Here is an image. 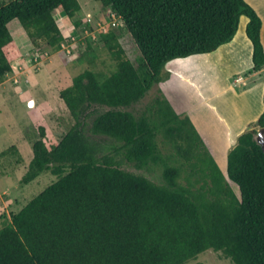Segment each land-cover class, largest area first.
I'll return each instance as SVG.
<instances>
[{"label":"trees","instance_id":"trees-1","mask_svg":"<svg viewBox=\"0 0 264 264\" xmlns=\"http://www.w3.org/2000/svg\"><path fill=\"white\" fill-rule=\"evenodd\" d=\"M93 1L120 19L141 61L134 65L109 29L99 40L114 70L86 69L59 91L72 125L52 145L39 128L20 183L43 173L56 180L2 221L0 264H185L206 250L232 264H264V153L255 140L264 111L236 138L224 174L160 88L140 112L125 110L169 78V62L231 42L241 16L252 44L243 76L264 74L260 18L244 0ZM80 9L78 0H0V83L22 59L11 21L37 52L58 51L65 38L55 14L72 21ZM7 156L22 162L15 145L0 161ZM124 163L159 167L161 183Z\"/></svg>","mask_w":264,"mask_h":264},{"label":"rangeland","instance_id":"rangeland-1","mask_svg":"<svg viewBox=\"0 0 264 264\" xmlns=\"http://www.w3.org/2000/svg\"><path fill=\"white\" fill-rule=\"evenodd\" d=\"M78 2L81 9L72 21L55 14L56 22L65 38L58 51L43 46L37 52L18 21L13 20L8 24L22 59L13 63L12 71L0 83V152L15 145L22 162L16 165L14 156H7L0 161V226L2 221L17 213L56 180L51 174L43 173L28 185L20 183L32 157V143L39 138V128L44 129V142L52 145L72 125L68 111L59 99V91L68 87L73 77L86 69L103 74L114 70V64L99 40L100 33L109 29L116 31L128 59L134 65L141 61L140 52L130 34L124 30L120 19L109 8H102L93 0ZM73 22H78L79 25L74 26ZM193 61L192 57L176 59L169 62L165 70L171 72L170 67L177 64L180 73L197 85L207 84L213 77L223 79L222 72L212 69L210 64L199 68H196L197 65L188 67ZM235 79L243 80V75L234 76L230 81ZM220 81L216 80L215 84H220ZM157 88L160 86H153L144 99L125 110L132 109L135 113L143 110ZM30 101L33 102L32 106H29ZM183 103L186 104L184 100ZM122 168L143 174L155 183H161L159 167L150 166L146 170H136L124 163ZM229 184L239 196L238 188L233 183ZM185 264L232 263L220 252L206 250Z\"/></svg>","mask_w":264,"mask_h":264},{"label":"crops","instance_id":"crops-1","mask_svg":"<svg viewBox=\"0 0 264 264\" xmlns=\"http://www.w3.org/2000/svg\"><path fill=\"white\" fill-rule=\"evenodd\" d=\"M244 1L261 20L260 39L264 49V0ZM247 22L245 16L240 17L237 32L228 44L210 54L191 56L194 61L188 67L210 64L212 69L222 72L223 79L213 77L209 83L197 85L180 73L177 64H173L169 78L159 84L175 112L189 117L224 174L227 153L235 145L236 138L264 111L263 71L243 76V80L230 81L252 68V44L245 34ZM216 80L222 82L215 84ZM247 82L251 85L245 87Z\"/></svg>","mask_w":264,"mask_h":264},{"label":"water","instance_id":"water-1","mask_svg":"<svg viewBox=\"0 0 264 264\" xmlns=\"http://www.w3.org/2000/svg\"><path fill=\"white\" fill-rule=\"evenodd\" d=\"M33 102L30 101L29 102V106H32ZM255 140L257 142V144L261 147V150L264 153V128H261L257 131V134L255 136Z\"/></svg>","mask_w":264,"mask_h":264},{"label":"built area","instance_id":"built-area-1","mask_svg":"<svg viewBox=\"0 0 264 264\" xmlns=\"http://www.w3.org/2000/svg\"><path fill=\"white\" fill-rule=\"evenodd\" d=\"M105 32V31H104ZM239 80V79H238Z\"/></svg>","mask_w":264,"mask_h":264}]
</instances>
